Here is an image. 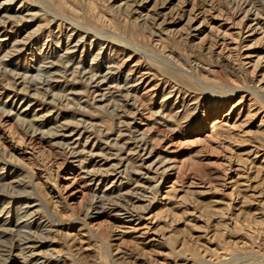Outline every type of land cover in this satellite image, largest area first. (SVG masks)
I'll return each instance as SVG.
<instances>
[{
	"label": "rangeland",
	"instance_id": "obj_1",
	"mask_svg": "<svg viewBox=\"0 0 264 264\" xmlns=\"http://www.w3.org/2000/svg\"><path fill=\"white\" fill-rule=\"evenodd\" d=\"M40 262L264 263V0H0V264Z\"/></svg>",
	"mask_w": 264,
	"mask_h": 264
},
{
	"label": "bare ground",
	"instance_id": "obj_2",
	"mask_svg": "<svg viewBox=\"0 0 264 264\" xmlns=\"http://www.w3.org/2000/svg\"><path fill=\"white\" fill-rule=\"evenodd\" d=\"M57 66H58V65H57ZM55 67H56V65L54 64V65H50V66H48V67H46V68L49 70V69H51V68H55ZM91 78H93V77H91ZM95 80H96V79H95ZM92 81H93V80H92ZM101 83H102V82H101ZM215 124H217V123H214V125H215ZM214 125H213V126H214ZM116 168H117V167H116ZM116 168H115V169H116ZM148 171H149V170H148ZM29 238H30V237H29ZM25 241H26L25 243H27V244H28L29 242H32V241H30V239H28V238H26ZM45 263H46V262H40V263H36V264H45Z\"/></svg>",
	"mask_w": 264,
	"mask_h": 264
},
{
	"label": "built area",
	"instance_id": "obj_3",
	"mask_svg": "<svg viewBox=\"0 0 264 264\" xmlns=\"http://www.w3.org/2000/svg\"><path fill=\"white\" fill-rule=\"evenodd\" d=\"M262 264H264V263H262Z\"/></svg>",
	"mask_w": 264,
	"mask_h": 264
}]
</instances>
